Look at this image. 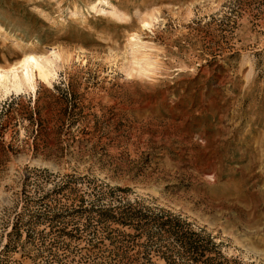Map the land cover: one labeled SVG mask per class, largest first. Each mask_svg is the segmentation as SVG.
Returning <instances> with one entry per match:
<instances>
[{
  "label": "rangeland",
  "instance_id": "1",
  "mask_svg": "<svg viewBox=\"0 0 264 264\" xmlns=\"http://www.w3.org/2000/svg\"><path fill=\"white\" fill-rule=\"evenodd\" d=\"M0 264H264V0H0Z\"/></svg>",
  "mask_w": 264,
  "mask_h": 264
},
{
  "label": "trees",
  "instance_id": "2",
  "mask_svg": "<svg viewBox=\"0 0 264 264\" xmlns=\"http://www.w3.org/2000/svg\"><path fill=\"white\" fill-rule=\"evenodd\" d=\"M132 205L130 203H127L125 207H123V211L119 212V221L120 223L124 225H129L133 228H142L145 225L148 224V221L156 222L158 226V230L162 234H172L176 238L183 240L186 242V240H190V238L185 236V233L187 229L185 226L182 225L181 220L179 218H172L174 222H171L172 220H169L170 218H166L163 214H156L151 216H138L136 212H131ZM129 209L127 211L126 209ZM125 209V210H124ZM136 214V215H134ZM144 222V223H143ZM191 246L189 245V248ZM194 250V248H193Z\"/></svg>",
  "mask_w": 264,
  "mask_h": 264
},
{
  "label": "bare ground",
  "instance_id": "3",
  "mask_svg": "<svg viewBox=\"0 0 264 264\" xmlns=\"http://www.w3.org/2000/svg\"><path fill=\"white\" fill-rule=\"evenodd\" d=\"M37 66H38V68H39V72H40V76H42L43 78H47V76H48V74H47V72L44 70V69H42L41 68V66H39V64L37 63ZM50 74V73H49ZM30 77V76H29ZM47 80V79H46ZM16 89V88H15Z\"/></svg>",
  "mask_w": 264,
  "mask_h": 264
}]
</instances>
